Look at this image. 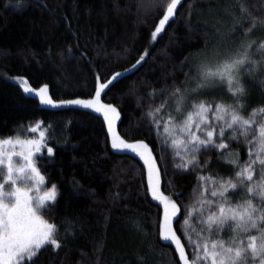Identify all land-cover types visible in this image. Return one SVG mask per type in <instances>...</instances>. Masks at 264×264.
I'll use <instances>...</instances> for the list:
<instances>
[{"label":"snow or ice","instance_id":"obj_1","mask_svg":"<svg viewBox=\"0 0 264 264\" xmlns=\"http://www.w3.org/2000/svg\"><path fill=\"white\" fill-rule=\"evenodd\" d=\"M37 2L42 4V0ZM236 3L237 12H228L225 44L212 48L206 44L185 57L180 65L182 72L187 67L184 80L174 79L170 89H160V103L145 113L148 125L144 134L154 136L158 152L145 139L130 140L121 135L120 109L102 99L124 72L103 79L95 74L94 90L88 98L62 100L52 98L48 84L34 88L24 77L14 79L23 93L34 96L43 106H78L98 113L106 124L111 149L142 162L139 167L144 173L145 195L158 202L157 207L162 206L157 235L174 249V264H264V103L250 104L246 86L249 81H258L264 89V37L253 39L255 31L264 28V13L257 16L248 0ZM226 4L231 8V0ZM42 6L47 9L46 4ZM8 7L23 9L27 4L25 0L14 4L7 0L3 8ZM114 10L122 11L118 5ZM192 14V3L184 0H137L140 22L146 23L150 15L158 17L149 36L153 45L162 33L167 34L166 28L181 19L192 31ZM213 27L219 34L220 28ZM203 31L209 34L207 29ZM148 58L149 52L144 50L125 71L143 67ZM216 91L223 95L208 98ZM148 96L154 101L157 90L153 88ZM57 131L51 123L38 120L21 125L14 135L0 137V264H41L42 250L50 248L54 256L66 253L68 240L82 231V225L77 228L67 219L62 228L47 215L56 206L60 191L49 182L39 161L45 154L47 158L54 156L50 144L56 143ZM212 152L229 174L212 171L213 157L204 155ZM166 153L174 170L195 173L191 203L185 204L180 192L166 195L162 190ZM164 182L172 184L171 179ZM132 224L143 232L138 219ZM103 248V242L99 243L93 250L95 258H89L87 264H101ZM137 259L138 264H148L147 255Z\"/></svg>","mask_w":264,"mask_h":264},{"label":"trees","instance_id":"obj_2","mask_svg":"<svg viewBox=\"0 0 264 264\" xmlns=\"http://www.w3.org/2000/svg\"><path fill=\"white\" fill-rule=\"evenodd\" d=\"M25 2L23 9H5L7 0H0V137L14 135L21 125L38 120L58 130L56 143L50 144L54 156L47 158L45 154L39 161L42 172L60 191L56 206L47 215L62 228L66 227L65 219L77 228L83 226L74 239L68 240L66 253L54 256L50 248L42 250L41 264H87L89 258H95L93 250L101 242V264H138V255H147L148 264H174V249L157 235L162 206L157 207L158 202L145 195L144 173L139 167L142 162L111 149L106 124L98 113L78 106L45 107L34 96L23 93L14 79L24 77L33 87L48 84L54 98H88L94 90L95 74L103 79L124 72L102 99L120 109L121 135L130 140L145 139L158 152L154 136L144 134L148 125L145 113L160 103V89H170L174 79L184 80L187 67L182 72L180 65L185 57L206 44L209 48L225 44L228 12H237L236 0H231V8L226 0H184L185 4L192 3L193 30L189 31L181 19L166 28L167 34L162 33L154 45L149 36L158 17L150 15L146 23L140 22L137 0ZM117 5L122 9L119 13L114 10ZM248 6L257 16L264 13V0H248ZM213 25L220 28L219 34ZM261 37L264 28L256 30L253 39ZM144 50L149 52L147 63L126 72ZM246 86L250 104L264 103V89L258 81H249ZM153 88L157 90L154 101L148 96ZM221 95L216 91L208 98ZM204 155L213 157V172L229 174L222 162L215 161V152ZM166 157L164 181L171 179L172 184L162 181V190L166 195L180 192L183 202L191 203L195 173L180 174L173 169L170 155L166 153ZM241 158H246L243 151ZM137 219L143 232L132 224Z\"/></svg>","mask_w":264,"mask_h":264},{"label":"rangeland","instance_id":"obj_3","mask_svg":"<svg viewBox=\"0 0 264 264\" xmlns=\"http://www.w3.org/2000/svg\"><path fill=\"white\" fill-rule=\"evenodd\" d=\"M26 79V78H25ZM30 84V83H29ZM33 87V86H32ZM34 88H38V87H34ZM50 94H51V92H50ZM52 96V95H51ZM52 98L54 99V100H62V99H58V98H54L53 96H52ZM69 99V98H68ZM72 99H74V98H72ZM45 107H47V106H45ZM51 108V107H50Z\"/></svg>","mask_w":264,"mask_h":264}]
</instances>
